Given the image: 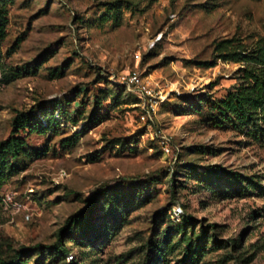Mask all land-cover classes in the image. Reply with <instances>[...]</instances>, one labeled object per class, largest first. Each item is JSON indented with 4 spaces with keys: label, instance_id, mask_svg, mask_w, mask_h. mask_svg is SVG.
Wrapping results in <instances>:
<instances>
[{
    "label": "rangeland",
    "instance_id": "1",
    "mask_svg": "<svg viewBox=\"0 0 264 264\" xmlns=\"http://www.w3.org/2000/svg\"><path fill=\"white\" fill-rule=\"evenodd\" d=\"M0 7V140L16 112L50 124L20 133L24 152L2 168L0 257L59 238L65 256L26 251L20 264H264V137L211 127L194 111L238 85L246 63L216 59L212 43L251 50L264 36V0ZM131 71L151 105L117 86ZM105 190L109 199H91ZM75 213L81 224L61 231Z\"/></svg>",
    "mask_w": 264,
    "mask_h": 264
},
{
    "label": "trees",
    "instance_id": "2",
    "mask_svg": "<svg viewBox=\"0 0 264 264\" xmlns=\"http://www.w3.org/2000/svg\"><path fill=\"white\" fill-rule=\"evenodd\" d=\"M110 9L114 13V7L111 6ZM4 26L5 11L3 7H0V40L4 37ZM212 54L222 61H243L246 65L240 69L238 85L223 97L217 99L205 95L196 100L194 102L196 115L211 127L223 125L239 129L249 127V129L253 128L259 137H264V36L258 38L251 50L235 38L215 40L212 43ZM212 63L204 62V65L211 66ZM117 86L126 90L123 85L117 84ZM54 106L56 103H53V108ZM49 125V120H46L45 125H41L40 119L32 109L16 112L12 116L9 133L0 140V188L3 179L2 168H11L13 162L24 152V140L20 137V133L32 131L45 133L50 128ZM98 195L105 199L110 198L109 192L105 190L96 191L94 195H91V199ZM81 217L79 213L71 214L65 220L61 231L68 232L77 224H81L78 222ZM45 249L54 250L64 256L67 254L59 238L51 246L37 244L26 251L41 253ZM23 252L17 251L9 256L0 257V264H20V255Z\"/></svg>",
    "mask_w": 264,
    "mask_h": 264
},
{
    "label": "built area",
    "instance_id": "3",
    "mask_svg": "<svg viewBox=\"0 0 264 264\" xmlns=\"http://www.w3.org/2000/svg\"><path fill=\"white\" fill-rule=\"evenodd\" d=\"M117 82L122 84L127 91L130 92H138L144 98V102L151 105L152 103V95L150 89L147 88L145 84H143L139 75L134 72H128L127 74L121 75L118 77ZM149 115V112H147ZM143 118V116H141ZM159 145L161 151L166 155H172V148L170 145V139L168 137L162 136L159 140Z\"/></svg>",
    "mask_w": 264,
    "mask_h": 264
}]
</instances>
